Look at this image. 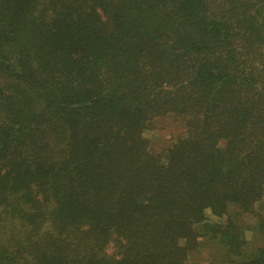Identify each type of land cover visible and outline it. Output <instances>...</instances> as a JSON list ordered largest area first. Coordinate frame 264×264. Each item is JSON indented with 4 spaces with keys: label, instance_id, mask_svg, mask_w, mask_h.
<instances>
[{
    "label": "trees",
    "instance_id": "trees-1",
    "mask_svg": "<svg viewBox=\"0 0 264 264\" xmlns=\"http://www.w3.org/2000/svg\"><path fill=\"white\" fill-rule=\"evenodd\" d=\"M202 232L264 264V0H0V264H197Z\"/></svg>",
    "mask_w": 264,
    "mask_h": 264
},
{
    "label": "rangeland",
    "instance_id": "rangeland-1",
    "mask_svg": "<svg viewBox=\"0 0 264 264\" xmlns=\"http://www.w3.org/2000/svg\"><path fill=\"white\" fill-rule=\"evenodd\" d=\"M178 131V125L171 119H160L156 122H152L149 124L148 129L145 131V134L147 138L151 141L152 146L154 145H161L163 139L169 138L174 133ZM256 222L255 218H249L243 220L244 225L246 226V238L250 239L252 238L253 234L249 233V231L252 230V227L254 223ZM202 237H206V239L203 238V245L202 249L199 255V261H197V264H220L221 263V257L222 252L218 245L215 244L213 240H211L209 237L207 239V235L205 232H202ZM252 236V237H251ZM255 240H257V236L255 237ZM254 240V243L257 242ZM250 244H252L250 242Z\"/></svg>",
    "mask_w": 264,
    "mask_h": 264
}]
</instances>
